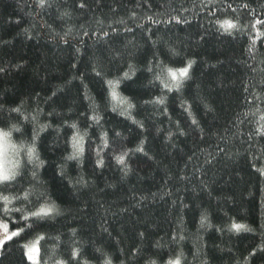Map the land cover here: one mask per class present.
Segmentation results:
<instances>
[{
    "label": "trees",
    "instance_id": "obj_1",
    "mask_svg": "<svg viewBox=\"0 0 264 264\" xmlns=\"http://www.w3.org/2000/svg\"><path fill=\"white\" fill-rule=\"evenodd\" d=\"M262 116L264 0H0V129L42 162L0 187V264H264Z\"/></svg>",
    "mask_w": 264,
    "mask_h": 264
},
{
    "label": "snow or ice",
    "instance_id": "obj_2",
    "mask_svg": "<svg viewBox=\"0 0 264 264\" xmlns=\"http://www.w3.org/2000/svg\"><path fill=\"white\" fill-rule=\"evenodd\" d=\"M39 6L41 8L46 6V0H39ZM222 28H225L226 30H231L236 28V25L229 21L225 20L221 24ZM191 67V63L187 67H182V68H166L162 71L161 74L156 76L157 80H160L161 83L165 88H167L169 91H171L173 88L178 89L181 86V83L184 79L188 77L189 74V68ZM99 75V73H98ZM127 76V73L125 74ZM170 81L171 83H169ZM109 85L112 88V98L113 100H118V93L115 91V85L113 82L109 81ZM120 103H127V101L120 100ZM156 103H163V99H159L155 101ZM128 107L130 108L131 105L129 104ZM12 111L19 112V108H14ZM35 119V117L33 118ZM93 119H96L93 117ZM261 119H264V116L261 117ZM73 129L76 128V125L73 124L71 125ZM12 131H20L18 127L13 125L12 129L9 131H4L3 129H0V187H7L10 184H13L17 182L18 178L22 179V172L21 169L23 168V164L21 163L20 160H16L11 168L6 167L4 160L6 157V153L9 147H11L15 152L16 155H19L20 151H26L27 155V163L29 164H34L35 167H39L41 161H39V157L36 154V149H35V136H33V143L29 145L26 149L23 144L17 146L11 142V134ZM82 141L83 137L79 134L77 131L74 136H73V148L74 152L72 155L68 157V159H77L79 155H82L83 153V147H82ZM142 150V149H139ZM118 162L123 163V157H117ZM102 163V162H101ZM35 171H33V178H35ZM32 195L30 192H26L23 199L28 200L29 196ZM43 193L40 194L42 196ZM39 199V196L37 197ZM12 200L8 196H3L0 195V203H3L5 205V212L8 211L7 205L10 204ZM16 211H20V209H16ZM58 215L59 211L55 207V205H41L36 211L32 212V217L35 218H45V217H51L53 215ZM25 219H28V217H25ZM206 220V217H202L201 223L203 224L204 221ZM32 225H29V228H31ZM232 229L234 231H241V230H248L245 225H240V224H233ZM3 230L5 233V240H11L13 237L19 236L21 232H12L10 235L8 234V229L7 225L3 226ZM23 231V229H21ZM40 239H43V237H40ZM39 241L36 242L35 245L28 246V245H23L25 251L24 255L27 256V258L31 261L33 259L32 257V252L36 251L39 253V247H38ZM3 247V241H0V248ZM99 251V250H97ZM80 250L73 248L70 254V259L72 260H78L80 258ZM57 264H66L65 261H58ZM83 264H87V261H84ZM104 264H112L111 260H106ZM151 264H155L154 261L151 262ZM168 264H181V258L178 256L175 259H171L168 261Z\"/></svg>",
    "mask_w": 264,
    "mask_h": 264
},
{
    "label": "rangeland",
    "instance_id": "obj_3",
    "mask_svg": "<svg viewBox=\"0 0 264 264\" xmlns=\"http://www.w3.org/2000/svg\"><path fill=\"white\" fill-rule=\"evenodd\" d=\"M16 156H17L16 152L11 147H9L8 150H7V153H6L5 160H4V163H5L6 167L11 168L13 166L14 162L17 160ZM4 225H7L8 234L9 235L12 232H18L17 230L10 229L7 223L0 222V241H3V244H4V242L8 241V240L4 239V237H5V233H4V230H3V226ZM37 241L38 240L35 239L34 241L28 243L27 245L28 246L35 245ZM32 257H33V259L31 260V262L32 263H37L38 260H39V253H37L36 251H33L32 252Z\"/></svg>",
    "mask_w": 264,
    "mask_h": 264
}]
</instances>
